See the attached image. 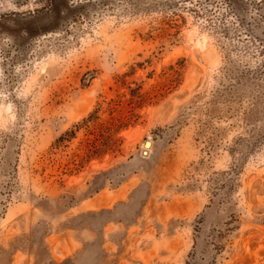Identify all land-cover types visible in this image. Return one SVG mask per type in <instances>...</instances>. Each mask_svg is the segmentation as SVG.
Masks as SVG:
<instances>
[{
  "label": "rangeland",
  "instance_id": "rangeland-1",
  "mask_svg": "<svg viewBox=\"0 0 264 264\" xmlns=\"http://www.w3.org/2000/svg\"><path fill=\"white\" fill-rule=\"evenodd\" d=\"M0 264H264V0H0Z\"/></svg>",
  "mask_w": 264,
  "mask_h": 264
},
{
  "label": "bare ground",
  "instance_id": "bare-ground-1",
  "mask_svg": "<svg viewBox=\"0 0 264 264\" xmlns=\"http://www.w3.org/2000/svg\"><path fill=\"white\" fill-rule=\"evenodd\" d=\"M148 145V144H147Z\"/></svg>",
  "mask_w": 264,
  "mask_h": 264
}]
</instances>
